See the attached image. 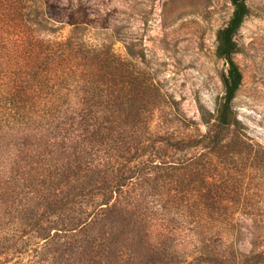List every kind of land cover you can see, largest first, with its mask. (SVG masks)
I'll return each mask as SVG.
<instances>
[{"label": "rangeland", "instance_id": "obj_1", "mask_svg": "<svg viewBox=\"0 0 264 264\" xmlns=\"http://www.w3.org/2000/svg\"><path fill=\"white\" fill-rule=\"evenodd\" d=\"M25 2L42 20L39 41L110 52L138 85L125 82L124 69L106 70L110 110L100 122L114 137L104 144L112 159L76 170L65 182L74 202L48 200L63 210L37 208L35 237L6 227L0 264H264V0H246L234 55L243 80L234 126L220 138L227 66L216 33L232 16L229 0Z\"/></svg>", "mask_w": 264, "mask_h": 264}, {"label": "trees", "instance_id": "obj_2", "mask_svg": "<svg viewBox=\"0 0 264 264\" xmlns=\"http://www.w3.org/2000/svg\"><path fill=\"white\" fill-rule=\"evenodd\" d=\"M20 1L22 7L12 8V0H0V235L13 225L25 240L42 228L37 224V208L64 209L48 203L51 198L74 202L77 193L67 192L65 182L75 178L76 170L103 168L112 159L104 144L114 137L100 122L110 110L104 94L106 70L124 69L123 79L129 85H138V74L114 54L81 41H39L42 20L38 14L32 18L27 0ZM229 2L232 16L216 33V55L227 66L217 112L219 138L234 126L232 102L243 80L234 61L239 52L236 35L250 14L246 0ZM15 26L24 29L27 37L16 41ZM56 239L57 233L49 234L44 244Z\"/></svg>", "mask_w": 264, "mask_h": 264}]
</instances>
